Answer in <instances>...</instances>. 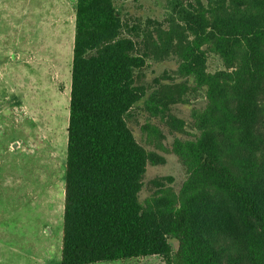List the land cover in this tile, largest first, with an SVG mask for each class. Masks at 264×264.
<instances>
[{
    "label": "trees",
    "instance_id": "1",
    "mask_svg": "<svg viewBox=\"0 0 264 264\" xmlns=\"http://www.w3.org/2000/svg\"><path fill=\"white\" fill-rule=\"evenodd\" d=\"M117 1L76 0L61 264L151 255L264 264V0L178 2L143 28L123 21ZM209 51L224 69L208 71ZM171 55L183 80L157 79L147 110L183 132L171 106L199 89L207 104L193 111L200 134L173 142L187 180L177 192L174 177L154 179L158 189L142 203L148 163L165 158L137 141L126 113L145 95L136 70Z\"/></svg>",
    "mask_w": 264,
    "mask_h": 264
},
{
    "label": "rangeland",
    "instance_id": "2",
    "mask_svg": "<svg viewBox=\"0 0 264 264\" xmlns=\"http://www.w3.org/2000/svg\"><path fill=\"white\" fill-rule=\"evenodd\" d=\"M178 2L197 4V0H122L115 5L129 27L143 28L149 19L164 21ZM75 6L76 0H0V264H61ZM207 57L209 72L225 68L217 53L209 51ZM177 68L178 60L171 55L161 60L148 57L136 70L145 95L126 113V120L139 143L165 158L162 164L148 163L142 203L158 189L154 179L172 176L169 185L177 192L181 189L188 172L173 152V142L200 134L193 111L206 106L204 89L189 91L187 102L170 108L184 120L183 132L171 131L146 108L157 79L183 80L176 76ZM152 127L164 138L156 139ZM170 242L174 253L179 241ZM94 264L167 261L151 255Z\"/></svg>",
    "mask_w": 264,
    "mask_h": 264
}]
</instances>
